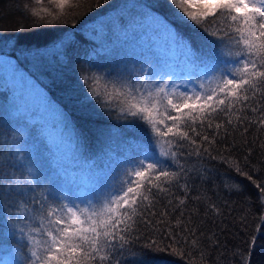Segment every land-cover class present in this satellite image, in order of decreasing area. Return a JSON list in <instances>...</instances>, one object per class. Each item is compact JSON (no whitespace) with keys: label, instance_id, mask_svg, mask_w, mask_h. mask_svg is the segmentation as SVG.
<instances>
[{"label":"trees","instance_id":"obj_1","mask_svg":"<svg viewBox=\"0 0 264 264\" xmlns=\"http://www.w3.org/2000/svg\"><path fill=\"white\" fill-rule=\"evenodd\" d=\"M48 1L42 7L38 0H0V55L6 56L36 83L41 94L64 115L72 128L76 137L74 156L62 163L50 146L44 149L43 143L38 142L46 139L43 134L33 135L37 132L35 123L22 116L15 125L19 123L18 128L24 130L16 138L28 157L22 165L23 172L31 166L37 179L46 181L34 195L42 198L51 190L50 194L72 201L85 194L79 187L77 196L71 199L70 178L78 167L94 174L96 180L109 188L112 180L107 177L120 179L125 166L137 156V146L147 144L150 139L147 126L121 115L118 104L105 105L100 99H93L83 77H99L97 87L103 92L105 85L110 88L128 80L134 68L138 69L145 61L153 62L161 74L158 67L164 64L153 54L151 40L164 38L167 45L168 33L155 20L141 17L145 8L167 19L200 54H207L205 40L208 38L190 22L179 23L174 15L178 11L169 9L165 0H70L62 10L57 3ZM33 11L39 15H33ZM48 12L58 16V20L47 23L53 20ZM131 21H141L143 26L133 27ZM102 27L106 30L103 39L96 41L93 34ZM180 66L187 68L184 57ZM4 97L5 92L0 90V108ZM246 114L252 116L251 112ZM3 127L0 129V186L7 183L4 174L11 176L14 169L9 168L12 163L7 162L6 152H2ZM244 127L248 128L247 132ZM227 129V132L220 130L214 145H206L217 159H211L207 153L187 158L186 167L191 169L187 196L173 186L171 197L158 196L154 209L157 215L148 217L153 226L138 224L137 234L141 238L134 240L131 248L143 255L145 264H264V219H261L264 200L247 176L235 170L239 165L242 172L264 186V147L261 146L264 128L258 129L246 121L241 127L233 117V125ZM221 157L232 163L224 162ZM32 195L29 193V201ZM176 197L185 203L179 205ZM168 199H172L171 205ZM17 200L16 195L8 196L0 191V264L5 258L12 264H22V258L27 256L19 234L13 235L10 229V224L20 223L14 215ZM165 210L169 214L161 217L160 213ZM25 211L21 206V212ZM34 215L29 213L30 218ZM178 219L183 222L180 227H176ZM157 220L164 223L157 224ZM169 225L173 233H181L176 240L183 256L171 246L170 239L164 238ZM184 228L194 231L195 236L184 232ZM153 238L158 242L163 238L166 250L143 247ZM192 239L196 240L195 247Z\"/></svg>","mask_w":264,"mask_h":264},{"label":"snow or ice","instance_id":"obj_2","mask_svg":"<svg viewBox=\"0 0 264 264\" xmlns=\"http://www.w3.org/2000/svg\"><path fill=\"white\" fill-rule=\"evenodd\" d=\"M55 2L62 10L70 0ZM170 4L179 10L174 13L179 23L190 22L208 38L207 54L196 52L191 41L167 19L146 8L141 17L158 22L183 51L187 81L179 82L174 73L159 74L150 61L134 68L125 82L110 88L105 85L103 92L97 87L99 77H83L93 99H100L105 105L115 102L121 115L147 126L150 139L147 144L137 146L138 154L125 166L122 177L99 198L68 201L50 194L51 190L42 198L34 195L46 181L38 180L31 166L19 175L16 167L11 176L4 174L7 183L0 186V191L18 198L14 215L20 223L10 224V229L13 235L19 234L22 247L27 250L22 264H145L143 255L131 248L133 241L141 238L137 234L138 224L153 226L148 217L157 215L154 211L157 198L171 197L173 186L187 196L191 178L187 158L207 153L211 159H217L206 145L215 144L221 129L227 132V126L233 125V117L241 127L246 121L258 129L264 128V0H170ZM33 15L39 13L33 11ZM48 15L53 20L47 23L58 20L52 12ZM120 19L123 23V17ZM131 24L143 26L141 21ZM247 131L244 127V132ZM13 133L15 142L24 130L14 129ZM12 155L17 165H23L28 158L19 147ZM235 170L247 176L264 200L262 183L242 172L239 165ZM29 193L33 194L31 201L27 199ZM176 199L179 205L185 203L182 198ZM168 204H172V199H168ZM21 206L27 211L22 213ZM29 213L36 215L30 218ZM168 214L165 210L160 216ZM182 223L178 219L176 227ZM183 231L195 236L188 228ZM166 233L164 238L170 239L171 246L183 256L176 240L181 233H173L171 225ZM191 244L195 247L196 240L192 239ZM143 247L166 250L163 238L159 242L153 238Z\"/></svg>","mask_w":264,"mask_h":264},{"label":"rangeland","instance_id":"obj_3","mask_svg":"<svg viewBox=\"0 0 264 264\" xmlns=\"http://www.w3.org/2000/svg\"><path fill=\"white\" fill-rule=\"evenodd\" d=\"M50 1L56 3L55 0ZM38 3L44 7L46 3L50 2L44 0ZM165 5L172 11H179L170 4V0H165ZM105 31V27H102L101 31L93 34V38L96 41L102 40ZM165 38L168 39L167 45L164 38L154 41L151 40L153 54L157 58H160L164 64L163 66H159L158 69L162 75L174 73L175 79L179 82H185L188 79V70L180 66L184 53L179 50L180 48L174 44L169 35H165ZM194 78L195 77H193V79ZM0 90L4 91L6 95V97H4L5 101L3 102V107L0 108V129L1 126L4 125V132L1 130V148L2 152H6L7 162L12 163L9 168L16 167L19 171L18 174L23 172L22 165H17L14 155H12L16 147H22L21 142L16 140L15 142L13 141V130L19 129V123L17 126L15 125L17 120L22 116H25L27 120L36 124L37 132L34 131L33 135L39 136L43 134L45 136V140L41 139L38 141L43 143L44 149L50 146L58 155V158L62 160V163L67 160L71 161L74 156L73 153L76 141L71 126L64 119V115L47 100L46 96L41 94L36 83L4 55H0ZM6 121L8 123H6ZM34 138H36V136H34ZM64 155L66 158L63 157ZM74 161L77 162V158H75ZM120 176L122 177V174ZM107 179L112 180L111 185L119 180L116 176H110L109 178L107 177ZM70 181L69 190L72 193L71 199H75L77 196L75 192L79 187L85 190V194H83L82 197H77L79 200H84L89 196L99 198L100 194L108 189L106 183L96 180L94 174L81 167H78L76 173L72 174ZM1 264L12 263L10 259L7 260L5 258Z\"/></svg>","mask_w":264,"mask_h":264}]
</instances>
